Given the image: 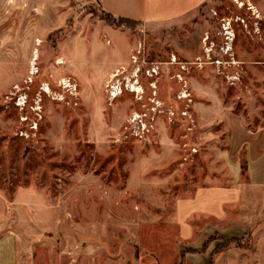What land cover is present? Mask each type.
Instances as JSON below:
<instances>
[{"label":"rangeland","instance_id":"374dc122","mask_svg":"<svg viewBox=\"0 0 264 264\" xmlns=\"http://www.w3.org/2000/svg\"><path fill=\"white\" fill-rule=\"evenodd\" d=\"M218 100L264 123V0L148 27L91 0H0V241L16 264L189 263L176 204L225 147L205 125Z\"/></svg>","mask_w":264,"mask_h":264},{"label":"crops","instance_id":"0c3cea01","mask_svg":"<svg viewBox=\"0 0 264 264\" xmlns=\"http://www.w3.org/2000/svg\"><path fill=\"white\" fill-rule=\"evenodd\" d=\"M114 18L153 24H178L192 18L209 0H91ZM113 69V68H112ZM116 69V67L114 68ZM207 115L210 125L226 131L225 147L211 142L206 185L176 204L180 239L187 249L203 254H182L187 264H264V123L252 128L242 115L226 110ZM210 116V117H208ZM208 119V120H209ZM210 132V131H209ZM208 148H206L207 150ZM237 240L220 249L226 241ZM4 243L8 246L4 249ZM16 239L0 241V264H16ZM4 252L6 253L4 255Z\"/></svg>","mask_w":264,"mask_h":264},{"label":"trees","instance_id":"16d2710c","mask_svg":"<svg viewBox=\"0 0 264 264\" xmlns=\"http://www.w3.org/2000/svg\"><path fill=\"white\" fill-rule=\"evenodd\" d=\"M103 12V11H102ZM104 14H106L105 12H103ZM107 16H108V18H113V20H116V19H118L119 21H121V22H132L131 20H127V19H121V18H114L113 16H111V15H109V14H106ZM121 24H123V23H121ZM214 240H216V237H211L210 239H209V241L204 245V247H203V249L202 250H194V249H187L185 252H184V254H186V253H191V254H203V253H205L206 251H207V248H208V245L210 244V242H212V241H214ZM233 243H238V244H240V242L239 241H237V240H232V241H226V242H224V244L220 247V249H224V248H227V247H229L231 244H233ZM182 261H184V256H182ZM184 264V263H183Z\"/></svg>","mask_w":264,"mask_h":264},{"label":"built area","instance_id":"2783aa9c","mask_svg":"<svg viewBox=\"0 0 264 264\" xmlns=\"http://www.w3.org/2000/svg\"><path fill=\"white\" fill-rule=\"evenodd\" d=\"M150 73L152 75H156V74H158V69L157 68H153ZM113 82H112L111 91H110V100L111 101H113L115 99V97L113 95V91H116L117 93H119V91L122 92V88L118 84H115ZM138 129H139L138 136H141V137H144L143 135H145L146 132L148 131V125L144 122V120H142V118L139 121Z\"/></svg>","mask_w":264,"mask_h":264},{"label":"bare ground","instance_id":"6f19581e","mask_svg":"<svg viewBox=\"0 0 264 264\" xmlns=\"http://www.w3.org/2000/svg\"><path fill=\"white\" fill-rule=\"evenodd\" d=\"M136 86V85H135ZM141 90L142 89H140V88H138L137 86L136 87H134V89H133V92H136V93H141ZM113 93H114V91H113ZM122 93V92H121ZM114 95V97L116 98L117 96H116V94H113ZM184 97H186V96H184Z\"/></svg>","mask_w":264,"mask_h":264}]
</instances>
